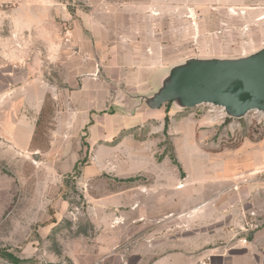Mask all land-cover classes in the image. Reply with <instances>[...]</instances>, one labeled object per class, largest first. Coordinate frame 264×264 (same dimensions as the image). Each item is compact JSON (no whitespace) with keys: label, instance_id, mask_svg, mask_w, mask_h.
Masks as SVG:
<instances>
[{"label":"rangeland","instance_id":"rangeland-1","mask_svg":"<svg viewBox=\"0 0 264 264\" xmlns=\"http://www.w3.org/2000/svg\"><path fill=\"white\" fill-rule=\"evenodd\" d=\"M22 46L46 60L41 69L58 88L62 77L71 91L79 74L88 83L99 77L104 99L93 104L112 125L110 113L125 115L134 104L123 90L150 94L161 72L264 49V0H0V53ZM60 109L46 99L37 137L42 152ZM162 112L166 132L152 117L108 130L91 145L81 120L71 153L57 160L62 174L49 198L34 191L36 182L21 185L19 176L38 175L29 166H4L14 195L0 215V253L22 258L20 264H149L179 245L205 256L198 264H231V255L262 263L264 237L251 241L264 234V112L233 118L210 104L172 103ZM79 137L80 159L71 168ZM155 180L168 185L167 194L151 190ZM34 207L42 213L29 214Z\"/></svg>","mask_w":264,"mask_h":264},{"label":"crops","instance_id":"crops-1","mask_svg":"<svg viewBox=\"0 0 264 264\" xmlns=\"http://www.w3.org/2000/svg\"><path fill=\"white\" fill-rule=\"evenodd\" d=\"M0 55V215L6 211L10 204V199L14 195V182L5 174L4 166L17 168L29 166L32 170L31 172L38 175H36L37 177H31L27 181H25V176L21 177L23 180L19 176L21 185L24 182L32 185L33 182H36L34 191L40 196L43 190L44 193L46 192L44 196L49 198L51 193L52 195L56 194L57 181H59L60 174H62V171L57 168V160H62L63 157L69 156L71 153L68 152L69 143L83 129L87 130L88 135V140L85 141L88 145H91V139L95 141L96 137L104 136L108 133V130H113V132L124 128L127 130L133 125L143 123V121L152 117H157L164 121L166 115L162 112L164 104L158 109H151L144 101L141 102L139 97H151L155 94L161 86V81L164 80L169 71L161 72L157 75V87L150 94L147 91L130 94L120 88L127 98L134 101L133 107L129 111L126 110L125 115L110 113L112 114V123H114L106 125L104 115H100L93 104L94 100L98 104L100 98L104 99V85L99 77L88 83L86 81L87 78L79 74V80L75 83L76 88L71 91L70 88L73 85L71 82H67L64 77L61 78L64 84L61 88L52 85L46 80L44 76L45 70L41 69L40 65L43 60L42 56L35 49L28 50L22 46L15 52L4 51ZM54 58L53 55L49 54L50 61ZM66 73H69V71H66ZM48 97L58 102L61 109L55 114V128L50 130L47 150L42 152L37 139L38 127L43 117L44 104ZM172 108L174 109L175 107ZM80 122L83 123L82 130H80ZM80 143L81 139L79 137L78 150L72 161L70 160L71 168L75 167L74 165L80 159L78 153L82 149ZM38 154L43 155V157L39 158ZM30 159L33 161L31 162L32 166L28 162ZM41 168L47 169V174L41 176ZM155 184L157 190H153V187H151L153 192L163 190V193H168V185L161 186L156 180ZM40 213L42 211L35 207L29 211V214L34 216ZM33 222H35V218L31 224ZM90 222L97 227L96 220L90 217ZM263 235L260 232H256L251 242H260L262 239L260 237H264ZM175 245H178V243ZM178 247L162 253V255L150 261L149 264H160L165 260H168L167 264H173V260L170 258L174 259L175 257L182 259L180 264L202 263L205 256L187 253L185 252L186 250L180 249L179 245ZM117 257L116 253L111 255L113 261H116ZM104 258L105 255L102 254L96 261ZM228 259L226 261L231 264H264V261L262 263L254 261L248 255H231ZM218 261L221 262L220 259Z\"/></svg>","mask_w":264,"mask_h":264},{"label":"water","instance_id":"water-1","mask_svg":"<svg viewBox=\"0 0 264 264\" xmlns=\"http://www.w3.org/2000/svg\"><path fill=\"white\" fill-rule=\"evenodd\" d=\"M151 97H139L151 109L172 103L182 109L210 104L229 117L264 112V49L235 61H190L172 69Z\"/></svg>","mask_w":264,"mask_h":264},{"label":"trees","instance_id":"trees-1","mask_svg":"<svg viewBox=\"0 0 264 264\" xmlns=\"http://www.w3.org/2000/svg\"><path fill=\"white\" fill-rule=\"evenodd\" d=\"M168 105L169 104H167V106ZM167 108H166V110H167ZM168 125H169V118H168V116H165V118H164V131L165 132L168 129ZM83 145L85 146V143H83ZM172 162L174 165H178L176 160L173 158H172ZM0 258L6 260L9 264H20L21 262L24 261V260L17 258L16 256H14L12 253L8 252L7 250H4L0 253Z\"/></svg>","mask_w":264,"mask_h":264}]
</instances>
